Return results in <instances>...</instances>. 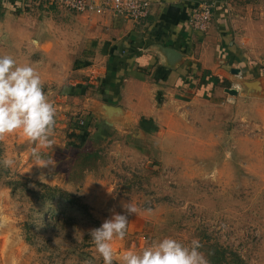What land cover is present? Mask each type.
<instances>
[{
	"label": "rangeland",
	"instance_id": "1",
	"mask_svg": "<svg viewBox=\"0 0 264 264\" xmlns=\"http://www.w3.org/2000/svg\"><path fill=\"white\" fill-rule=\"evenodd\" d=\"M196 2L215 4L202 36L212 29L225 83L205 89L214 77L204 72L199 80L196 71L186 80L196 81L194 93L154 96V119L120 128L106 118L117 103L105 104L106 120L86 106L95 100L90 84L86 99L69 97L84 84L77 71L95 48L92 27L101 15L49 0L0 3V52L30 62L56 108L48 146L21 131L0 138V159L14 161L0 164V264H103L89 231L113 213L129 220L125 239L113 242V264L126 249L164 237L198 239L208 264H264V0ZM79 121L86 135L74 130ZM44 188L72 203L38 198ZM127 202L135 214L122 207Z\"/></svg>",
	"mask_w": 264,
	"mask_h": 264
},
{
	"label": "crops",
	"instance_id": "2",
	"mask_svg": "<svg viewBox=\"0 0 264 264\" xmlns=\"http://www.w3.org/2000/svg\"><path fill=\"white\" fill-rule=\"evenodd\" d=\"M147 1L151 5L150 15L139 23L109 13L97 18L92 27L95 48L84 53L86 61L77 71L84 84L69 93L70 98L85 96L86 99V85L90 84L95 100L86 99L85 104L96 105L97 116L103 119L102 111H108L105 104L117 103V111L109 110L106 116L116 128L127 122L138 127L141 118L154 119L157 116L154 96H173L179 88L194 93L196 88L191 87L196 81L186 83L189 76L194 79L198 74L195 78L199 79L204 72H211L220 85L224 84L223 77L226 78L224 65L214 62L216 50L210 48L212 29L203 37L185 25L188 9L198 0ZM3 4L16 8L9 2ZM204 86L210 90L214 84L208 82ZM45 163L39 161L36 165L43 167Z\"/></svg>",
	"mask_w": 264,
	"mask_h": 264
},
{
	"label": "clouds",
	"instance_id": "3",
	"mask_svg": "<svg viewBox=\"0 0 264 264\" xmlns=\"http://www.w3.org/2000/svg\"><path fill=\"white\" fill-rule=\"evenodd\" d=\"M38 46V40H32ZM56 108L44 90L40 74L30 62L20 64L11 53L0 52V138L21 131L27 140L40 147L51 143L54 132ZM32 154L39 159L34 148ZM11 158L0 159L5 167L12 166ZM128 214H135L137 207L127 202L122 206ZM128 217L113 213L98 228L89 231L96 252L103 264H113L116 255L113 242L123 241L128 230ZM201 243L192 239L185 244L172 238L146 244L142 250L126 249L120 255V264H208L200 251Z\"/></svg>",
	"mask_w": 264,
	"mask_h": 264
},
{
	"label": "built area",
	"instance_id": "4",
	"mask_svg": "<svg viewBox=\"0 0 264 264\" xmlns=\"http://www.w3.org/2000/svg\"><path fill=\"white\" fill-rule=\"evenodd\" d=\"M2 3H12L16 8L20 7L17 0H0ZM47 1V0H46ZM49 4H56L75 13H87L103 15L105 13L113 16H122L127 20L138 21L145 19L148 15L150 3L147 0H49ZM215 7L213 3H194L187 11L185 25L188 30L195 33H205L208 30L212 12ZM83 125V121H79Z\"/></svg>",
	"mask_w": 264,
	"mask_h": 264
},
{
	"label": "trees",
	"instance_id": "5",
	"mask_svg": "<svg viewBox=\"0 0 264 264\" xmlns=\"http://www.w3.org/2000/svg\"><path fill=\"white\" fill-rule=\"evenodd\" d=\"M210 82L215 84L217 82V79L214 78ZM87 128H88L87 124L84 123L83 125L79 124L77 127L74 128V130L78 129L80 134H85L86 135ZM74 136L77 137V135H74ZM79 139H80V137H79ZM80 144H82V143H80ZM43 190H44L43 194L42 193L40 195L38 194V198L40 197V198H43V199L48 201V200H53L55 197H57L58 201H62L64 203H66L67 205L69 203H72V200L69 199V196L67 194H64L63 192H60L57 189L44 188ZM213 255H215V254H213Z\"/></svg>",
	"mask_w": 264,
	"mask_h": 264
},
{
	"label": "water",
	"instance_id": "6",
	"mask_svg": "<svg viewBox=\"0 0 264 264\" xmlns=\"http://www.w3.org/2000/svg\"><path fill=\"white\" fill-rule=\"evenodd\" d=\"M231 72L236 74V73H238V70L232 69Z\"/></svg>",
	"mask_w": 264,
	"mask_h": 264
}]
</instances>
